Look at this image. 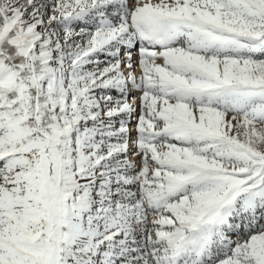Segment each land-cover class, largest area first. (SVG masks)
I'll return each instance as SVG.
<instances>
[{
	"label": "snow or ice",
	"instance_id": "obj_1",
	"mask_svg": "<svg viewBox=\"0 0 264 264\" xmlns=\"http://www.w3.org/2000/svg\"><path fill=\"white\" fill-rule=\"evenodd\" d=\"M0 264H264V0H0Z\"/></svg>",
	"mask_w": 264,
	"mask_h": 264
}]
</instances>
